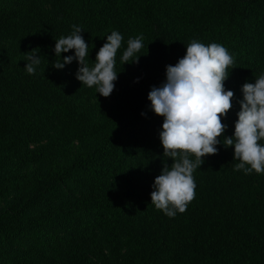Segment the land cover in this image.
<instances>
[{
  "label": "trees",
  "instance_id": "obj_1",
  "mask_svg": "<svg viewBox=\"0 0 264 264\" xmlns=\"http://www.w3.org/2000/svg\"><path fill=\"white\" fill-rule=\"evenodd\" d=\"M74 24L89 67L107 35L123 36L109 97L76 79L78 62L53 67L55 39ZM138 36L139 62L122 63ZM193 40L233 57L231 137L242 86L264 73V0H0V264H264V174L236 171L234 146L194 171L184 213L151 204L174 161L148 95ZM30 52L41 59L34 75Z\"/></svg>",
  "mask_w": 264,
  "mask_h": 264
},
{
  "label": "clouds",
  "instance_id": "obj_2",
  "mask_svg": "<svg viewBox=\"0 0 264 264\" xmlns=\"http://www.w3.org/2000/svg\"><path fill=\"white\" fill-rule=\"evenodd\" d=\"M72 29L70 35L55 39V57L62 59L53 67L63 70L66 65L78 62L76 79L83 86L95 88L103 97H109L118 80L114 69L122 34L112 31L107 35V42L97 52L94 65L89 67L86 61L89 44L82 35L84 30L75 24ZM142 41L143 36L129 38L121 56L122 63L139 62L141 56L135 57L143 47ZM73 50V55L62 56ZM25 61L26 72L34 75L41 64L40 56L30 52ZM233 63L232 55L224 46L216 43L206 46L193 40L175 66H166V80L159 87L152 86L148 95L151 111L164 118L159 133L163 157L174 161L171 166L165 163L155 178L151 204L169 218L186 211L195 196L194 171L201 168L206 156L218 153L221 143L225 147L234 146V160L239 161L236 171L264 174V143H259L264 141V73L255 83L242 86L243 99L238 101L240 111L234 135L224 136L228 125L222 119L233 108L234 98V92L226 90L225 81L229 77L227 69Z\"/></svg>",
  "mask_w": 264,
  "mask_h": 264
}]
</instances>
